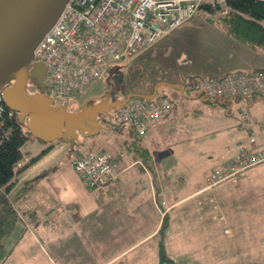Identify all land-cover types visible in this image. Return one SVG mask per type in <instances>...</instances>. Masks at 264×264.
I'll return each instance as SVG.
<instances>
[{"label":"rangeland","instance_id":"1","mask_svg":"<svg viewBox=\"0 0 264 264\" xmlns=\"http://www.w3.org/2000/svg\"><path fill=\"white\" fill-rule=\"evenodd\" d=\"M220 15H223L220 11L215 15L197 12L138 53L118 73L113 75V70L109 73L125 93H151L158 82H183L191 73L200 79L205 75L220 76L232 70L263 69L264 48L234 37L219 18ZM207 17L214 18V22ZM106 84L107 78L92 81L88 94L84 93L73 106L79 107L87 97L102 93ZM196 92L197 89L193 93ZM160 95L176 101L179 114L167 124L168 130L173 129L167 132L166 137H161L160 132L156 134L157 143L151 144L153 136L150 137L149 133L158 122L144 136H149V147L154 157L159 159L160 166L164 167L162 180H158V175L153 177L150 171L153 185L157 182V186L161 187L163 183L167 190L173 189L177 197L199 188L195 197L185 198L169 212L165 242L173 264H264V161L240 171L237 179L212 183L208 178L212 167L236 159L243 149L251 148L250 138L243 136L244 130L238 128L239 112L246 109L254 115H261L264 113V101L260 99L248 105L244 98L239 97L234 107L228 109L218 101L186 98L167 85L160 87L156 96ZM175 96H179L178 99H183V102H179ZM130 134L129 125L119 128L111 125L87 137L76 150L78 153L88 148L100 150L105 147L118 152L124 138ZM237 143L239 146H236ZM41 144L51 146L50 150L61 147L49 157L46 163L48 167L66 158L68 143L61 139L51 142L30 139L23 150L31 155ZM122 151L125 156L131 153L126 148ZM208 169L207 175L204 174ZM144 181L145 178L141 176L139 182L144 185ZM45 182L30 185L32 187L28 193L18 200L21 209L28 204L45 203L41 195L38 197L40 190L46 189ZM136 199L137 204L139 201L143 204L139 208L143 212L142 219L131 220L128 214L133 213L124 209L117 213V210H111L106 205L98 213L101 219L96 218L100 224H91L90 229L94 232L91 237H86L88 240L85 243H81L83 240L78 235V228L85 229L80 225L73 226L67 235L54 233L50 236L51 243L44 242L42 245L31 236L30 231L35 228L24 215L23 219L30 228L19 222L13 233L5 238L6 248L11 254V260L6 264H21L18 260L25 264H50L46 254H53L55 259L58 256L60 264L100 263L102 256L118 253L141 238V233H148L162 221L166 208H162L161 215V212L154 210L150 200L148 204L144 201V194H138ZM163 200L157 196L156 203L168 206ZM144 205H147L145 211ZM114 213L116 217L112 215ZM154 241L132 250L130 256L134 258V264H169L161 261L159 251L156 254L147 253L146 247H156ZM63 249H66L65 252L70 250L72 254H58ZM32 257L34 260L30 261Z\"/></svg>","mask_w":264,"mask_h":264},{"label":"built area","instance_id":"2","mask_svg":"<svg viewBox=\"0 0 264 264\" xmlns=\"http://www.w3.org/2000/svg\"><path fill=\"white\" fill-rule=\"evenodd\" d=\"M203 2L225 8V0H69L34 51L35 58L46 63V92L58 104H68L88 94L92 81L108 78L113 67L128 64L160 37L189 20ZM199 88L209 99L227 105L239 97L248 104L264 101V68L236 70L219 77L206 75L199 79ZM172 107L171 99L165 95L134 97L119 109L115 119L145 136ZM5 112L9 116L16 114L6 107L0 94V117ZM238 128L250 138L251 148L243 149L238 159L213 167L208 172L212 183L237 179L240 171L264 161V113L254 115L242 109ZM119 155L125 152L121 150ZM71 164L87 187L101 186L119 175L120 161L109 150L78 152Z\"/></svg>","mask_w":264,"mask_h":264},{"label":"water","instance_id":"3","mask_svg":"<svg viewBox=\"0 0 264 264\" xmlns=\"http://www.w3.org/2000/svg\"><path fill=\"white\" fill-rule=\"evenodd\" d=\"M68 1L0 0V92L8 107L17 111L18 121L24 123L35 138L46 142L64 140L69 143L67 159H71L76 147L84 144L87 137L98 134L109 125H116L114 113L131 98L152 99L163 85L176 89L189 99L215 102L202 94V90L196 95L190 93L198 89V85L188 86L190 78H196L191 74L183 82L160 81L151 93H125L119 89L113 95L116 80L111 73L104 91L87 97L79 109H71L75 100L57 104L46 92V63L37 60L34 51ZM122 67L124 65H119L116 70L113 67V75Z\"/></svg>","mask_w":264,"mask_h":264},{"label":"crops","instance_id":"4","mask_svg":"<svg viewBox=\"0 0 264 264\" xmlns=\"http://www.w3.org/2000/svg\"><path fill=\"white\" fill-rule=\"evenodd\" d=\"M191 75L196 74L191 73ZM179 96L175 97H177V100H179V102H183V99H178ZM177 107L178 105L176 104V101H173V107L168 116L160 120L156 126L152 127V130L150 129L151 131L149 133V136H153V139H151V144L157 143V133L160 132L161 137L164 138L168 135V131H172L173 127L172 129L168 130L167 124L169 122H173L178 116L179 112ZM181 112L185 113L183 110ZM254 129L257 130L259 136L262 138V132L258 129V127L255 126ZM149 136L144 137L142 142L151 153L149 159L153 160L155 169V171L152 172L153 177L158 175V180H162V169H164V167L162 168L160 166L159 159L157 160L154 157L153 152L149 147L151 145L150 140L148 139ZM243 136H245V134ZM45 148H47V144H41L36 149H34L33 154L29 156L32 157ZM60 149L61 147H55L53 150L49 151V153L44 155L43 158L39 161L25 164L22 168H20V171L15 177V191H19L22 187L28 186L32 183L39 184L40 181L46 180V182L44 183L46 185L45 191L40 190V193L38 194V197H40L41 195V197L45 200V203L28 204L25 205L23 209H20L21 212H24L26 210L31 211L32 214L29 215L31 217V224L35 229L34 231L31 230L30 234L36 242H40L42 243V245L44 244V242L51 243L50 236L54 233L57 232L58 234L67 235L73 226L78 227L80 225L85 229L83 231L82 229L78 228L79 232L82 231L81 234H79L78 232V235L83 240L81 241V243H85L84 241L88 240L86 237H91L92 233L94 232H92V230L90 229L91 224L93 226L100 224L97 220L101 219V217L98 216V213L101 209H103L102 207L106 205V207H110L111 210H117V213L121 209L129 211L131 212V214H133H128V217H130L131 220L139 221V219H142L141 214H143V212L141 213V209L139 208L142 207L143 204L141 203L142 201H139V203L137 204L138 199H136V196L138 194H144V201L146 200V203L148 204V201L150 200L154 210L156 209L157 211L161 212L162 215V208H166V211H168L169 214V212L179 202L188 197H195V195H197L198 193L199 188L189 191V193H187L183 197H177L174 190H167L166 186H164L163 183L161 187L157 186V182H155L153 185V178L150 175V172L139 169V163L141 162L140 160H142V158L137 159L134 156L133 152L124 156L123 160L120 161L121 171L118 175L117 180L114 181L111 186L91 189L84 184L81 176L70 163L71 159H67V155L66 158L61 159L58 163H52L51 166H47L46 163L49 157L58 152ZM89 149L93 148H88L87 150ZM94 149L97 150L96 148ZM99 149L103 150L107 148L104 147ZM238 158L239 156L236 159ZM225 163L228 162L226 161ZM208 171L209 169L206 170L204 174H206ZM141 176L145 178V181L143 182L144 185L139 182ZM157 196L159 197V199L164 198V200H166V202L168 203L169 208L167 205H158L156 203ZM146 208L147 205H144L143 210H146ZM112 215L116 217V213ZM161 222L162 221L157 224L156 228L152 229L148 233H141V238H137L130 245H126V247L120 249L118 253L102 256L99 259L100 263L97 262V264H134V258L130 256L132 250H134L135 248H139L154 239L156 247H146V251H148V254H156L157 251H159L158 247L161 235L159 227L161 225ZM65 250L66 249H63L58 254H72L70 250L66 252ZM46 255L49 256L50 264H60L57 254H55L57 256V259H55L53 254ZM9 257V260L6 261V263L11 260V256ZM33 260L34 258L32 257V260L30 261ZM65 260L67 261V258ZM18 261L21 264H25L20 260Z\"/></svg>","mask_w":264,"mask_h":264},{"label":"trees","instance_id":"5","mask_svg":"<svg viewBox=\"0 0 264 264\" xmlns=\"http://www.w3.org/2000/svg\"><path fill=\"white\" fill-rule=\"evenodd\" d=\"M227 5L229 6V12L220 15L219 18L225 23L228 31L241 41L264 48V0H227ZM219 9L220 5L218 4L203 3L199 11H203L209 15H215L218 13ZM197 79L198 77L190 78V80H195L196 84ZM121 126L123 125L120 123L116 124L118 128ZM30 139H35V137L30 133L24 123L18 121L16 114L9 116L8 113L5 112L3 116L0 117V264H5L11 255L10 250L6 248L5 238L13 233L19 222L24 223L28 228H30L29 223H31V211L26 210L21 212L18 200L28 193V189L32 187L30 185L34 183L22 187L19 191H15V177L20 171V168L25 164L39 161L44 155L51 151V146H48L30 157V154L23 150L24 144ZM142 140L143 136L138 135V133L135 130L132 131L131 128L130 136L124 138V142L120 145L118 152L109 151L114 154L115 158L122 161L124 156L119 155V152L123 148H126L128 153L133 152L137 159L142 158L139 163L140 170L154 172L153 160L149 159L151 153L145 147ZM120 171L121 164L119 173ZM116 180L113 179L101 186L89 188L96 189L108 187ZM24 215L27 216L29 223H26V220L23 219ZM168 215V211H166L159 227L161 233L159 240V255L161 261L165 260L169 262V264H173V259L170 258L166 251L165 242V227Z\"/></svg>","mask_w":264,"mask_h":264},{"label":"bare ground","instance_id":"6","mask_svg":"<svg viewBox=\"0 0 264 264\" xmlns=\"http://www.w3.org/2000/svg\"><path fill=\"white\" fill-rule=\"evenodd\" d=\"M203 3H208V2H203ZM203 3H202V4H203ZM211 4H212V3H211ZM213 5H217V4H213ZM200 6H201V4L199 5V7L196 9V11L194 12V14H193L192 16H194V15L199 11ZM220 7H221V6H220ZM219 11H220L223 15H224V14H227V13L229 12V6L227 5V0H225V8H224V9H219ZM207 18H211V17H207ZM212 19H213V18H212ZM213 20H214V19H213ZM160 38H161V37H160ZM160 38H159V39H160ZM159 39H158V40H159ZM158 40H157V41H158ZM157 41H156V42H157ZM156 42H154V43H156ZM154 43H153V44H154ZM153 44H152V45H153ZM149 47H150V46H149ZM147 48H148V47H147ZM145 49H146V48H145ZM250 70H254V69H250ZM232 71H236V70H232ZM230 72H231V71H230ZM223 75H224V74H223ZM210 76H211V75H210ZM220 76H222V75H220ZM216 77H219V76H216ZM197 85H198V89H197V90H198V92H199V90H201V89L199 88V78L197 79V84H196V86H197ZM195 90H196V89H195ZM198 92H197V93H198ZM197 93H196V94H197ZM0 94L2 95L1 92H0ZM191 94H192V95H196V94H193V93H191ZM165 96H166V95H165ZM168 97H169V96H168ZM169 98L171 99V101H172V103H173V99H172L171 97H169ZM214 101H219V102L225 104V103L222 102L221 100H214ZM4 103H5L6 107L9 108L8 105L6 104L5 100H4ZM234 104H235V102L230 103V104H228V105L225 104V105H226L227 107L230 106V105H232L231 108H233V107H234ZM253 104H254V103H253ZM253 104H248V105H253ZM231 108H228V109H231ZM9 109H11V108H9ZM242 130H243V129H242ZM235 160H236V159H235Z\"/></svg>","mask_w":264,"mask_h":264},{"label":"flooded vegetation","instance_id":"7","mask_svg":"<svg viewBox=\"0 0 264 264\" xmlns=\"http://www.w3.org/2000/svg\"><path fill=\"white\" fill-rule=\"evenodd\" d=\"M116 70V69H115ZM112 76V75H111ZM29 84H31L30 82H29ZM106 86H107V84H106ZM188 86H193V87H196V82H195V80H190V82H188ZM119 91V86L116 84V82H114V88H113V91H112V94L114 95L115 93H117ZM194 92V90L193 91H191V93H193ZM197 93V92H196ZM196 93H193V94H196ZM114 98V97H113ZM115 99V98H114ZM76 102L74 103V104H76L77 103V99L75 100ZM73 104V105H74ZM80 107H77V106H72L71 107V109L72 110H77V109H79ZM115 115H116V113H114V118H115ZM109 126H111V125H109ZM68 146H69V143H68Z\"/></svg>","mask_w":264,"mask_h":264}]
</instances>
